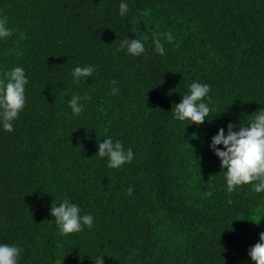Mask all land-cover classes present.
<instances>
[{
  "label": "trees",
  "instance_id": "obj_1",
  "mask_svg": "<svg viewBox=\"0 0 264 264\" xmlns=\"http://www.w3.org/2000/svg\"><path fill=\"white\" fill-rule=\"evenodd\" d=\"M5 17L0 81L16 67L28 79L13 131L0 117V245L20 249L17 264H255L264 191L229 192L210 144L264 110V0H0ZM168 32L160 55L153 34ZM193 83L211 89L199 126L175 118ZM109 137L131 162L108 167L97 153ZM65 199L91 228L61 232L50 209Z\"/></svg>",
  "mask_w": 264,
  "mask_h": 264
},
{
  "label": "clouds",
  "instance_id": "obj_2",
  "mask_svg": "<svg viewBox=\"0 0 264 264\" xmlns=\"http://www.w3.org/2000/svg\"><path fill=\"white\" fill-rule=\"evenodd\" d=\"M129 11V5L121 2L120 15L123 16ZM7 18L0 20V38L13 35L11 29L7 26ZM163 35L171 43L173 36L171 32L163 34H153V43L155 50L160 55H164V46L160 40ZM145 40L147 37L144 38ZM127 45V51L132 55L139 56L145 52L144 43L141 40L126 39L120 47ZM95 68L92 65L76 67L73 71V77L78 82L82 78L92 76ZM7 82L0 81V108L3 109L0 117L3 119L5 131H13L12 121L18 116V112L25 106V85L28 83L27 76L22 68L16 67L9 73H6ZM117 81L113 80L115 85ZM208 84L193 83L190 89V95L183 96L182 101L175 105V118L177 120L188 119L197 126L203 124L209 115L211 109L209 105L203 102L210 92ZM118 88H113L112 95L118 93ZM209 100L210 96L207 97ZM84 99H91L85 96ZM81 97L74 95L70 101V107L73 114H80L83 111V105L80 103ZM236 124L227 125V134L225 129L220 128L216 135L212 137L210 148L221 161V168L226 169L227 190H234V186L251 184L254 180L260 182L253 185V190L257 193L264 191V110H260L250 124H243L239 131H233ZM218 145H223L221 150ZM100 157L109 158L108 167L118 168L125 162H131L133 159L132 149L124 150L120 141H113L112 138L104 139L98 144V153ZM133 188L129 187L128 194L131 195ZM51 215L55 217L56 223L62 233H75L82 230V226L89 228L94 223L92 215L81 216L80 208L65 199L59 207L52 206ZM256 223V222H255ZM20 249L15 246L0 245V264H17ZM248 255L255 264H264V232L260 233L259 242L248 249ZM95 264H103L102 257H98Z\"/></svg>",
  "mask_w": 264,
  "mask_h": 264
}]
</instances>
